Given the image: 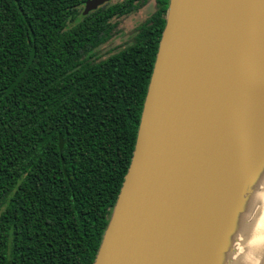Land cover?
Here are the masks:
<instances>
[{
    "label": "trees",
    "instance_id": "16d2710c",
    "mask_svg": "<svg viewBox=\"0 0 264 264\" xmlns=\"http://www.w3.org/2000/svg\"><path fill=\"white\" fill-rule=\"evenodd\" d=\"M0 0V264H93L133 153L169 0Z\"/></svg>",
    "mask_w": 264,
    "mask_h": 264
},
{
    "label": "water",
    "instance_id": "95a60500",
    "mask_svg": "<svg viewBox=\"0 0 264 264\" xmlns=\"http://www.w3.org/2000/svg\"><path fill=\"white\" fill-rule=\"evenodd\" d=\"M111 0H85L82 14ZM255 0H169L128 169L93 264H199L264 144Z\"/></svg>",
    "mask_w": 264,
    "mask_h": 264
},
{
    "label": "bare ground",
    "instance_id": "6f19581e",
    "mask_svg": "<svg viewBox=\"0 0 264 264\" xmlns=\"http://www.w3.org/2000/svg\"><path fill=\"white\" fill-rule=\"evenodd\" d=\"M246 11L264 18V0ZM238 187L224 201L209 248L199 264H264V144L243 168Z\"/></svg>",
    "mask_w": 264,
    "mask_h": 264
},
{
    "label": "rangeland",
    "instance_id": "374dc122",
    "mask_svg": "<svg viewBox=\"0 0 264 264\" xmlns=\"http://www.w3.org/2000/svg\"><path fill=\"white\" fill-rule=\"evenodd\" d=\"M121 0H111V3ZM156 7L155 0H148L136 12L122 18L115 19L117 26L112 37L97 49V59H104L111 53L123 48L133 38L137 26L144 21Z\"/></svg>",
    "mask_w": 264,
    "mask_h": 264
}]
</instances>
